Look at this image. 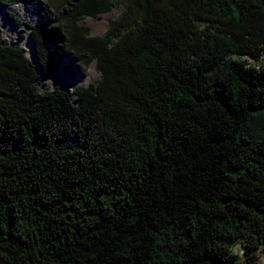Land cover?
<instances>
[{
  "label": "trees",
  "instance_id": "obj_1",
  "mask_svg": "<svg viewBox=\"0 0 264 264\" xmlns=\"http://www.w3.org/2000/svg\"><path fill=\"white\" fill-rule=\"evenodd\" d=\"M32 1L37 63L0 33V264H264V0L0 4ZM65 56L99 82L41 91Z\"/></svg>",
  "mask_w": 264,
  "mask_h": 264
},
{
  "label": "rangeland",
  "instance_id": "obj_2",
  "mask_svg": "<svg viewBox=\"0 0 264 264\" xmlns=\"http://www.w3.org/2000/svg\"><path fill=\"white\" fill-rule=\"evenodd\" d=\"M53 15L58 12V5L64 0H42ZM40 7L36 1L19 2L15 4L3 5L0 4V33L1 36L9 42H15L20 47L24 48L30 60H35L34 44L30 38V28L26 25L17 26L7 16V12L15 14L21 22H30L36 25L39 21ZM123 11V6L116 5L111 11L101 14L97 18L87 17L80 21V24L89 29L90 36H102L106 30L108 23L116 19ZM233 58H238L236 54ZM249 64H257L264 66V56L260 60L248 59ZM100 80V73L97 70L96 62L93 61L88 67L84 68L80 63L76 62L75 57H64L61 65L55 71L52 77L41 76L39 81V88L41 91H51L56 85L64 86H89L90 84H97ZM72 91V90H71ZM72 101L77 103V96L71 94ZM235 251L241 256L243 255V248L240 244L235 246ZM264 262V258H262Z\"/></svg>",
  "mask_w": 264,
  "mask_h": 264
},
{
  "label": "water",
  "instance_id": "obj_3",
  "mask_svg": "<svg viewBox=\"0 0 264 264\" xmlns=\"http://www.w3.org/2000/svg\"><path fill=\"white\" fill-rule=\"evenodd\" d=\"M35 63H37L36 58H35Z\"/></svg>",
  "mask_w": 264,
  "mask_h": 264
}]
</instances>
